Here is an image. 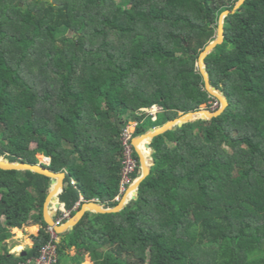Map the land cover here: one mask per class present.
Returning a JSON list of instances; mask_svg holds the SVG:
<instances>
[{"label":"trees","instance_id":"trees-1","mask_svg":"<svg viewBox=\"0 0 264 264\" xmlns=\"http://www.w3.org/2000/svg\"><path fill=\"white\" fill-rule=\"evenodd\" d=\"M236 3L0 0V157L49 158L44 167L64 174L59 201L70 217L83 201L115 207L123 130L136 122L138 137L218 100L197 61ZM224 30L205 63L228 107L154 138L136 199L58 235L57 264L60 255L67 264H264V0H245ZM153 106L156 119L142 110ZM50 187L43 175L0 169V264L39 255ZM33 215L32 249L8 255Z\"/></svg>","mask_w":264,"mask_h":264},{"label":"water","instance_id":"water-1","mask_svg":"<svg viewBox=\"0 0 264 264\" xmlns=\"http://www.w3.org/2000/svg\"><path fill=\"white\" fill-rule=\"evenodd\" d=\"M245 0H237V3L235 7L232 10H226L224 11L219 18V24L217 28V37L215 40H213L207 47L206 49L202 52L201 56H199L198 61H197V67L199 69V72H201L204 83H205V88L209 92V94H212L215 96L219 101H220V107L219 109H204V110H196V111H190L183 113L179 116V118L172 120L166 124H164L161 127L157 128H151L148 132H146L143 135H140L138 137H135L134 139V148L135 152L138 154L140 158V163H141V175L137 179L133 180V183H136V191L133 195V197L130 200H126V195L127 192L124 194V196L120 199V202L118 205L115 207H111L107 203H98L95 201H87L84 202L81 207L77 210L74 216L70 217L68 221L64 222L62 225L57 226L51 216L49 215L48 212V206H49V199L52 196L53 193V186L55 184V187L58 189V195H57V200H58V205L56 208L59 207V205H64L59 201V197L63 193V182H64V174L63 173H54L44 167L45 165L49 164V158L43 157V160H45L46 163H39V164H27V163H20V162H10L8 159L0 157V169L4 171H20V172H32L35 174H40L43 175L51 180V187L48 193V196L46 197V200L44 201L43 205V217L44 221L48 226H51L54 228L55 232L58 235H61L65 232L72 231L73 228L77 225V223L83 218V216L86 213H94V214H114V213H119L121 210H123L127 204L131 201L136 199L139 187L141 183L150 175L151 173V168L154 166V160L152 158V148L151 144L154 138L161 136L169 131H175L178 128L182 127L183 125L196 121V120H212L214 118H217V116L221 115L225 109L229 105V101L223 92L214 86H212L211 81H210V76L206 67V59L209 55H211L216 48L219 45H222L225 40V30H224V24H225V19L228 15L234 13L244 2ZM147 138L149 140V144L147 145L148 149H150L151 152V161L149 165H145L142 156L137 148V143L138 140L142 138ZM22 256H26V253L23 254Z\"/></svg>","mask_w":264,"mask_h":264},{"label":"built area","instance_id":"built-area-1","mask_svg":"<svg viewBox=\"0 0 264 264\" xmlns=\"http://www.w3.org/2000/svg\"><path fill=\"white\" fill-rule=\"evenodd\" d=\"M220 106V101L216 100L213 102L212 109H216ZM142 110L149 112L154 115L156 119V114L160 110V107L153 106L152 108H143ZM137 123H131L128 125L122 132L121 141L123 146V170H122V181H121V192L125 194L127 192L128 186L133 182L131 180V175L134 173L137 162L134 159V133L136 129ZM120 200V197L117 198ZM83 201V199H81ZM98 203H102L99 200H93ZM87 202V201H83ZM80 202L76 203V206L79 205ZM55 212L57 217L54 219V222L57 226L62 225L64 221L70 218L69 210L64 208V205H59L58 208H55ZM46 233L49 236L48 241L43 245L42 249L39 252V255L33 258H29L20 264H57L58 255H57V239L58 234L55 232L54 228L48 226L46 228Z\"/></svg>","mask_w":264,"mask_h":264},{"label":"rangeland","instance_id":"rangeland-1","mask_svg":"<svg viewBox=\"0 0 264 264\" xmlns=\"http://www.w3.org/2000/svg\"><path fill=\"white\" fill-rule=\"evenodd\" d=\"M117 1L124 3L126 0H117ZM219 107L216 109H219ZM38 158H39L40 163H43V164L46 163L47 164V162H45V160H43L42 155H40ZM56 213L57 212H55V210H54V215H53L54 218L53 219H55L57 217ZM50 214H53L51 212V209H50ZM35 218H36V216L33 215L32 219L28 223V227L25 229H22L20 231H16L14 233V236L8 240L7 248L9 250V253H14L15 255H21L19 253H21L22 250H25L24 248L28 247L29 242H30V233L35 232L37 229V226L35 225ZM66 221H68V220H66ZM60 240L61 239L58 237L57 242L59 243ZM20 247H22V249H20ZM59 264H67V258L64 255H60Z\"/></svg>","mask_w":264,"mask_h":264},{"label":"bare ground","instance_id":"bare-ground-1","mask_svg":"<svg viewBox=\"0 0 264 264\" xmlns=\"http://www.w3.org/2000/svg\"><path fill=\"white\" fill-rule=\"evenodd\" d=\"M149 142V140L145 137V138H142L140 140H138V143H137V148L142 156V159L145 163V165H149L150 163V159L149 157L147 156V154L144 152V146ZM54 187H55V184H54ZM53 187V193H52V196L51 198L49 199V206H48V212H49V215L50 214V209H51V201L57 197L58 195V189L57 187L54 188ZM136 191V183H133L131 182V184L128 186V189H127V195H126V200H129L130 197L132 196V194ZM20 249H22V247H20ZM20 254V253H19Z\"/></svg>","mask_w":264,"mask_h":264},{"label":"crops","instance_id":"crops-1","mask_svg":"<svg viewBox=\"0 0 264 264\" xmlns=\"http://www.w3.org/2000/svg\"><path fill=\"white\" fill-rule=\"evenodd\" d=\"M53 215H54V213L50 215L52 219L54 218ZM43 218H44V217H43ZM53 220H54V219H53ZM36 226H37V224H36ZM32 247H33V243H32V241H31V239H30V242H29L28 247H27V248H24L25 250H22V252L20 253L21 255H15L14 253H9V250H8V255H15V256L25 257V256H22V255L26 253V256H27V252H28V250L32 249Z\"/></svg>","mask_w":264,"mask_h":264}]
</instances>
